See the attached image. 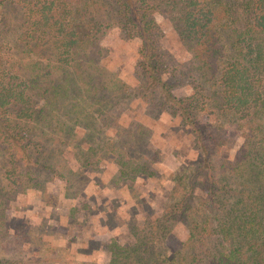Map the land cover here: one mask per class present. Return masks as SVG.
I'll return each mask as SVG.
<instances>
[{"label":"trees","instance_id":"1","mask_svg":"<svg viewBox=\"0 0 264 264\" xmlns=\"http://www.w3.org/2000/svg\"><path fill=\"white\" fill-rule=\"evenodd\" d=\"M11 2L23 10L15 40L5 23ZM162 12L196 63L201 87L222 95V112L246 127L238 162L221 155L230 148L227 128L202 125L195 98L176 96L164 79ZM115 27L141 41L139 96L122 82L107 85L112 72L100 43ZM135 98L180 118L198 161L168 179L162 217L131 225L108 264H264V0H0V250L14 243L7 223L20 196L45 194L56 177L72 184L97 172L103 152L115 157V183L158 175L143 134L117 124L109 142L97 137ZM104 105L110 114L97 112ZM176 221L186 228L184 253L158 250Z\"/></svg>","mask_w":264,"mask_h":264},{"label":"rangeland","instance_id":"2","mask_svg":"<svg viewBox=\"0 0 264 264\" xmlns=\"http://www.w3.org/2000/svg\"><path fill=\"white\" fill-rule=\"evenodd\" d=\"M22 15L21 3L11 2L8 5L5 23L7 29L13 30L8 35L10 40L17 36L14 34L22 24ZM157 21L160 27L158 57L163 64L164 79L172 84L176 96L195 98L202 125H223L227 128L230 148H224L221 155L229 162H238V152L244 147L246 127L242 122L241 126H236L238 121L222 112V95L214 94L216 90L212 95L208 89L201 87L199 73L195 69L197 65L167 14L162 12ZM100 47L106 52L102 62L112 72L107 85L112 88L122 82L130 87L133 96H139L143 82L141 64L144 61L141 41L115 27L101 40ZM99 111L109 113L110 107L101 106L97 108ZM118 114L119 117L111 119L114 123L101 127L98 140H112L115 136L113 127L117 124L134 134H143L159 162L156 167L158 175L115 183L118 169L115 157L103 152L97 172L84 171L72 184H68L66 178L56 177L47 183L45 194L31 191L20 196L12 204L7 223L14 243L7 250H0V264H108L111 250L119 242L130 239L128 229L131 225L136 221L141 223L162 217L173 187L168 179L188 163L198 161L193 140L180 118L162 117L160 112L145 105L141 99L127 101ZM69 151L66 157L77 169L79 165L73 151ZM140 153L138 148L132 151L136 157ZM98 190L100 197L104 196V202L95 197L87 200V192ZM97 210H104L103 220L95 216ZM168 226L171 231L166 245L157 242L158 250L167 247L172 252L184 253L182 245L187 234L184 224L176 221ZM206 248H213V243H206Z\"/></svg>","mask_w":264,"mask_h":264},{"label":"crops","instance_id":"3","mask_svg":"<svg viewBox=\"0 0 264 264\" xmlns=\"http://www.w3.org/2000/svg\"><path fill=\"white\" fill-rule=\"evenodd\" d=\"M96 194V195H95ZM94 195V196H93ZM100 195H101V192L98 190V191H90V192H87V194H86V198H87V200H92L93 198L92 197H95L96 199L98 198V199H100L102 202H104L105 200H103V198H104V196H101L100 197ZM115 203H118V202H115ZM102 211H104V210H97V212L95 213V216L97 217V218H99L100 217V219H102L103 220V212ZM98 213V214H97ZM97 214V215H96ZM109 233H110V231H109Z\"/></svg>","mask_w":264,"mask_h":264}]
</instances>
